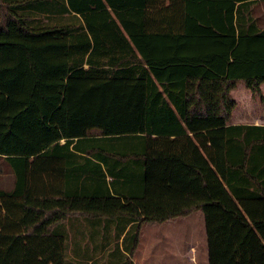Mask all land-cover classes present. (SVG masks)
Masks as SVG:
<instances>
[{
	"label": "trees",
	"instance_id": "obj_1",
	"mask_svg": "<svg viewBox=\"0 0 264 264\" xmlns=\"http://www.w3.org/2000/svg\"><path fill=\"white\" fill-rule=\"evenodd\" d=\"M259 1L0 0V264H133L198 210L208 264H264Z\"/></svg>",
	"mask_w": 264,
	"mask_h": 264
},
{
	"label": "rangeland",
	"instance_id": "obj_2",
	"mask_svg": "<svg viewBox=\"0 0 264 264\" xmlns=\"http://www.w3.org/2000/svg\"><path fill=\"white\" fill-rule=\"evenodd\" d=\"M253 15L257 17L259 25L264 27V2L253 5ZM232 94L239 105L238 111L249 113L250 116L247 114L246 119L248 122L260 121L257 117L260 116V109L264 108V101H260L259 97L252 98L250 91L243 82H239L237 87L232 89ZM261 112L264 113L263 110ZM4 165V161L0 160V168H3ZM141 235L142 245L147 243V239H149L152 241L151 250H159L157 252L158 264H193L187 257L178 256L179 253L177 252V248H179L178 250L184 249L187 255L188 247L192 243L198 246L199 262L207 264L206 259H204L207 248L204 218L199 210L169 222L148 224L143 227ZM167 239L170 241L167 242Z\"/></svg>",
	"mask_w": 264,
	"mask_h": 264
},
{
	"label": "crops",
	"instance_id": "obj_3",
	"mask_svg": "<svg viewBox=\"0 0 264 264\" xmlns=\"http://www.w3.org/2000/svg\"><path fill=\"white\" fill-rule=\"evenodd\" d=\"M236 87H237V85H236ZM261 89H262V92L264 93L263 83L261 84ZM238 108H239V105L237 103V106L234 109L233 115L231 118L232 124H238V123L264 124V113L261 112L262 110L264 111V108L260 109V116L257 117L260 119V121H254V122L253 121L248 122L246 119H247V116L249 115V113L247 111L240 112V111H238L239 110ZM0 160H3L5 163L4 167L0 168V188L4 189V190H10L14 186V180H15L14 174H13L12 169H11L10 165L8 164V162L1 156H0ZM6 187H8V188H6ZM165 222H169V221H165ZM165 222H161V223H165ZM148 224H152V223L142 224L139 242H138L137 247L135 248L133 254L131 255V259L133 261V264H147V263L148 264H158L157 252H159V250L158 249L157 250H151L152 241L147 239L148 240L147 243H145L143 245L141 244L142 229H143V227L147 226ZM168 236H169V233H168ZM169 241H170V239H167V242H169ZM174 242H175V240H174ZM174 242H173V244H174ZM119 244L121 247V238L119 240ZM178 249L179 248H177V252L179 253L178 256H181L183 258L187 257L189 261L193 262V264H201L199 262V253H198V246L197 245H195L193 243L191 245H189L187 255H186V252L184 251V249L183 250L182 249L178 250ZM121 250H122V247H121ZM202 252H203V250H202ZM202 252H201L202 262L204 263V259H206V262L208 264L207 248L205 249L204 259H203Z\"/></svg>",
	"mask_w": 264,
	"mask_h": 264
}]
</instances>
